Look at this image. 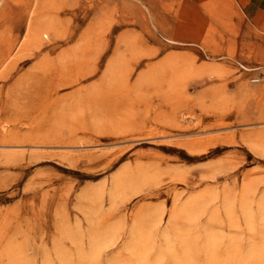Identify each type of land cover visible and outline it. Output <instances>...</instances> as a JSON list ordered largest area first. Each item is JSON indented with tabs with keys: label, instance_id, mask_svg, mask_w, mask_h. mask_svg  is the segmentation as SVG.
<instances>
[{
	"label": "rangeland",
	"instance_id": "1",
	"mask_svg": "<svg viewBox=\"0 0 264 264\" xmlns=\"http://www.w3.org/2000/svg\"><path fill=\"white\" fill-rule=\"evenodd\" d=\"M260 2L0 0V264H264Z\"/></svg>",
	"mask_w": 264,
	"mask_h": 264
},
{
	"label": "crops",
	"instance_id": "2",
	"mask_svg": "<svg viewBox=\"0 0 264 264\" xmlns=\"http://www.w3.org/2000/svg\"><path fill=\"white\" fill-rule=\"evenodd\" d=\"M262 3H263V0H261V2L259 3V5H258V9H260L261 8V6H262ZM248 7H249V5H248ZM240 64H242V63H240ZM242 67L245 69V70H247L246 68H248L247 66H245V65H243L242 64ZM246 67V68H245ZM258 69H261V71L259 72V74L257 75V76H255L254 78H252L251 79V81L253 82V83H263L264 81H260V82H254L253 80H255V79H258V78H260L261 76H262V74H264V66H260V67H257ZM249 70H254V69H251V68H248Z\"/></svg>",
	"mask_w": 264,
	"mask_h": 264
},
{
	"label": "built area",
	"instance_id": "3",
	"mask_svg": "<svg viewBox=\"0 0 264 264\" xmlns=\"http://www.w3.org/2000/svg\"><path fill=\"white\" fill-rule=\"evenodd\" d=\"M254 82H260V81H264V74H262V76L258 79L253 80Z\"/></svg>",
	"mask_w": 264,
	"mask_h": 264
},
{
	"label": "bare ground",
	"instance_id": "4",
	"mask_svg": "<svg viewBox=\"0 0 264 264\" xmlns=\"http://www.w3.org/2000/svg\"><path fill=\"white\" fill-rule=\"evenodd\" d=\"M45 36H47L46 34H44Z\"/></svg>",
	"mask_w": 264,
	"mask_h": 264
}]
</instances>
